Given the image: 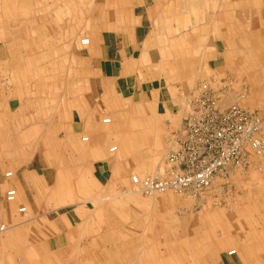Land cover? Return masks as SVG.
<instances>
[{
    "label": "crops",
    "instance_id": "obj_1",
    "mask_svg": "<svg viewBox=\"0 0 264 264\" xmlns=\"http://www.w3.org/2000/svg\"><path fill=\"white\" fill-rule=\"evenodd\" d=\"M12 1L0 0V21H20L14 17ZM51 1L48 6L46 0L44 12L61 1L66 10L62 19L73 10L76 21H47L45 12L46 21H35L34 26L29 23L31 32L47 29L43 43L32 36L27 42V25L17 28L21 37H11L5 23H0V77L14 76L9 81L7 76L0 80V225H8L0 229V264L18 263L19 259L11 261L12 255L21 256L20 264H69L75 251L80 254L82 250L78 240L90 219L94 224L100 220L111 230L120 228L126 217L118 212L128 197L112 195L114 175L123 174L126 164L134 167L130 155L138 150L160 154L165 126L171 130L170 121L184 123L189 95L204 82L195 85L198 57L194 55L197 40L193 37L198 27L206 26L212 31L209 41H221L224 46L231 42L230 33L236 31L230 26L245 24L221 21V12L214 21L215 3H229L230 8L231 0H94V21H80V0ZM232 6L244 13L248 9L246 0H235ZM30 8L34 7L21 6L19 15L24 16ZM61 22L62 33H52L53 24ZM75 23L81 28L75 29ZM250 25L264 24L253 21ZM186 26L191 27L190 32L185 33ZM218 26L225 30L219 31L221 38L214 37ZM86 33L89 45L80 47L79 39ZM188 34L193 41L190 50L183 45ZM213 56L209 67L218 74L217 65L223 58ZM45 57L59 58L61 65L54 66L56 61L50 60L47 66ZM218 84L226 86L222 107H228L231 103L225 98L230 88ZM56 147L60 151L66 147L67 153L73 152L78 159L49 166L38 157L58 153ZM113 147L116 150L111 152ZM148 162L142 161L137 167L141 163L148 166ZM96 165L101 170L97 174ZM104 168L111 173L107 186H102ZM7 173L11 176L6 177ZM12 188L17 191V200L8 204L5 194ZM22 207L26 209L23 216L18 212ZM25 216L31 217L29 221ZM189 243L179 242L178 260L161 258L157 264H201ZM127 246L128 254L117 256L115 264H156L136 253L139 248ZM237 260L230 264H239L238 255ZM98 261L101 263V258ZM221 262L226 264L223 259Z\"/></svg>",
    "mask_w": 264,
    "mask_h": 264
},
{
    "label": "rangeland",
    "instance_id": "obj_2",
    "mask_svg": "<svg viewBox=\"0 0 264 264\" xmlns=\"http://www.w3.org/2000/svg\"><path fill=\"white\" fill-rule=\"evenodd\" d=\"M234 1L231 0L230 8L229 3L224 4L223 2L222 4L221 1L218 4L215 3L216 8L213 15L214 21L221 12L223 13V16L220 17L221 21L245 23L244 26H230L231 31L233 28L236 30L233 35L230 33V43H224L223 46L221 41L215 43L209 41L212 31L209 32L206 26L198 27L197 33L193 37V41L197 40L196 43L194 42V55L198 57L196 58L197 73L194 74V77H197L195 85L197 86L201 81L212 80L217 83H225L230 88L229 95L225 98L228 104L236 103L256 112L261 117V137L264 139V25L256 27L250 25L253 21H262L264 24V0L256 2L258 9L254 8V0H246L245 7L248 9L245 13L243 9L238 10V7L232 6ZM45 2L46 0H13V9L16 12L14 17H18L17 19L20 21H0V23H5L11 37L16 34L21 37L17 28H20L21 24L27 25L25 26L27 27V42L29 43L32 36L43 43L46 39L47 29L37 28L31 32L29 23L34 26L35 21H46V14L48 15L47 21H76L73 10L66 20L62 19V13L65 15L66 10L62 9L61 1H55L53 7L45 10V14L43 11ZM50 3L52 4V1L48 0V6ZM26 5H32L34 8H30L28 12L25 11L27 14L24 16L19 15L20 7ZM35 5L44 6L36 9ZM80 6L84 8V12L81 7L77 11V14L81 16L80 21H94V0H80ZM225 6L228 7L224 8ZM226 15L231 16V19L228 18V20ZM31 20L33 22H30ZM53 25L52 33L61 34L62 22ZM86 26L87 29L90 27L87 23ZM78 27L81 28L75 23L74 28ZM190 28V26H186L185 33L190 32ZM217 28L218 31L214 32V37L221 38L220 34L225 30L221 31L222 27L219 26ZM171 31L173 32V30ZM195 31L196 29H194ZM87 33L79 39L80 47L89 45L82 44V40L85 39L90 42ZM236 33L237 36H235ZM185 40L184 48L190 50V44L193 41H189V34ZM216 45L219 48L217 50L215 49ZM0 46H3V43ZM213 54H218L220 58H223L217 65L220 68L218 74L213 73L209 67V63L214 57ZM58 59L45 57L43 62L50 66V60H55L54 66L61 65L58 63ZM73 60H71V64ZM18 61H20L19 58ZM6 76L7 81L14 77L8 74ZM6 76L0 77L1 82L6 80ZM105 118H109V116ZM172 121H170L172 123L171 130L170 127L165 126L167 132H165L166 137L162 139V147H159L160 154H144L143 150H138L134 155H130L134 167L126 164L127 170H124L123 174L114 175L115 186L112 195L117 193L128 197L125 204L122 205L123 209L118 212L122 217H126L125 222H122L120 228L115 226L111 230L109 225L99 223L100 220L94 224L90 223L92 222L90 219L83 228L84 235L78 240L82 245V250H80V254L79 251H75V254L70 257L69 264H110L108 262L115 264L118 261L117 256L124 258L128 254L127 244L130 248H139L136 253L139 252L140 256L148 257L152 263L156 262L157 264L161 258L168 257L178 260L181 252L177 247L179 242L184 240L191 242L188 247H191L193 254H197L201 264L204 262L207 264L208 258L211 264H223L222 259L226 264H230L233 261L238 262L237 255L239 264H264V244L262 243V240L264 242V156L252 155L247 164L228 167L215 175L210 184L202 189L191 187L184 191L156 192L146 195L131 184L130 179L135 175L141 178L147 176L160 178L164 174L167 168L166 154L174 143L176 132L183 125L179 120ZM49 141L54 143L52 139ZM51 146L55 150L53 144ZM58 148L56 147V149ZM62 150L64 151L62 152ZM67 152V148L64 147L61 151L58 149V153L42 154L38 157H41V161L49 166L60 165L61 162L67 164L73 159H78L76 154L73 155V152ZM153 158L155 160L151 164L150 161ZM142 161H149L148 166L141 163L142 165L137 167L138 163ZM45 163L43 164L45 165ZM163 164L166 168L163 167ZM97 166L96 174L100 170ZM49 169L52 171L51 167ZM104 169L106 172L102 179V186H107L105 184L109 181L111 173L108 168ZM50 180L53 181L52 178ZM5 202L13 203L6 200ZM140 202L144 204L142 207ZM71 203L69 205L72 208ZM21 214L25 215V213ZM30 218L25 216L24 220L29 221ZM118 219L120 221V218ZM1 226L5 225H0V228ZM6 226L8 227V225ZM31 237L33 239V234ZM254 243L256 244L254 245ZM8 253L12 254L15 251L8 250ZM3 254L6 258V249L3 250ZM20 257L12 255L11 261L19 259L16 264H20L22 262ZM98 258H101V263ZM65 261L67 262V259ZM63 264L66 263L63 262Z\"/></svg>",
    "mask_w": 264,
    "mask_h": 264
},
{
    "label": "built area",
    "instance_id": "obj_3",
    "mask_svg": "<svg viewBox=\"0 0 264 264\" xmlns=\"http://www.w3.org/2000/svg\"><path fill=\"white\" fill-rule=\"evenodd\" d=\"M88 45L89 40H83ZM226 86L214 80L201 82L189 95L182 127L166 154L167 168L160 178L132 176L134 187L146 195L208 186L215 175L231 166H243L252 155L264 156L261 117L238 104L222 107ZM7 173L6 177H10ZM12 188L5 200H16ZM25 213V207L19 209ZM1 230L5 226H1Z\"/></svg>",
    "mask_w": 264,
    "mask_h": 264
},
{
    "label": "bare ground",
    "instance_id": "obj_4",
    "mask_svg": "<svg viewBox=\"0 0 264 264\" xmlns=\"http://www.w3.org/2000/svg\"><path fill=\"white\" fill-rule=\"evenodd\" d=\"M115 150H116V148H112V149H111V152H113V151H115Z\"/></svg>",
    "mask_w": 264,
    "mask_h": 264
}]
</instances>
